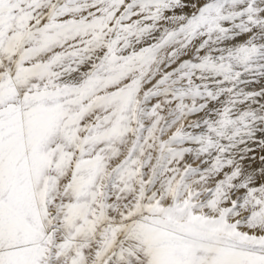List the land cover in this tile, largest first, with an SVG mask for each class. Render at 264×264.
<instances>
[{"label": "snow or ice", "instance_id": "1", "mask_svg": "<svg viewBox=\"0 0 264 264\" xmlns=\"http://www.w3.org/2000/svg\"><path fill=\"white\" fill-rule=\"evenodd\" d=\"M0 264H264V0H0Z\"/></svg>", "mask_w": 264, "mask_h": 264}]
</instances>
